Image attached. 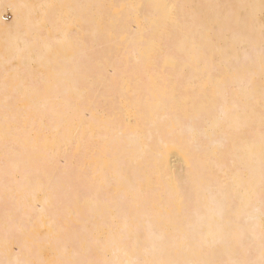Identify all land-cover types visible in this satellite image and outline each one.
Returning a JSON list of instances; mask_svg holds the SVG:
<instances>
[{
	"label": "bare ground",
	"instance_id": "6f19581e",
	"mask_svg": "<svg viewBox=\"0 0 264 264\" xmlns=\"http://www.w3.org/2000/svg\"><path fill=\"white\" fill-rule=\"evenodd\" d=\"M262 262L264 0H0V264Z\"/></svg>",
	"mask_w": 264,
	"mask_h": 264
},
{
	"label": "rangeland",
	"instance_id": "374dc122",
	"mask_svg": "<svg viewBox=\"0 0 264 264\" xmlns=\"http://www.w3.org/2000/svg\"><path fill=\"white\" fill-rule=\"evenodd\" d=\"M6 13L3 15V18L5 20V23H11L12 20H13V15H12V13L10 11H8Z\"/></svg>",
	"mask_w": 264,
	"mask_h": 264
},
{
	"label": "snow or ice",
	"instance_id": "6c2138e0",
	"mask_svg": "<svg viewBox=\"0 0 264 264\" xmlns=\"http://www.w3.org/2000/svg\"><path fill=\"white\" fill-rule=\"evenodd\" d=\"M262 264H264V262H262Z\"/></svg>",
	"mask_w": 264,
	"mask_h": 264
}]
</instances>
